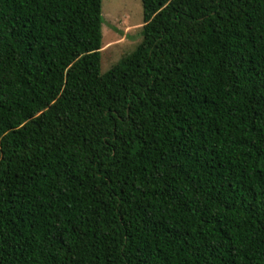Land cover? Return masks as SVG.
Listing matches in <instances>:
<instances>
[{"label":"trees","instance_id":"obj_1","mask_svg":"<svg viewBox=\"0 0 264 264\" xmlns=\"http://www.w3.org/2000/svg\"><path fill=\"white\" fill-rule=\"evenodd\" d=\"M102 0H0V264H264V0H140L101 74Z\"/></svg>","mask_w":264,"mask_h":264},{"label":"rangeland","instance_id":"obj_2","mask_svg":"<svg viewBox=\"0 0 264 264\" xmlns=\"http://www.w3.org/2000/svg\"><path fill=\"white\" fill-rule=\"evenodd\" d=\"M102 51L100 72L104 74L141 41L143 14L140 0H102Z\"/></svg>","mask_w":264,"mask_h":264}]
</instances>
